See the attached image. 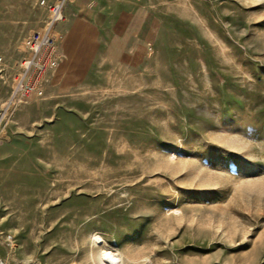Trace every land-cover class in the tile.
I'll return each instance as SVG.
<instances>
[{
    "label": "rangeland",
    "instance_id": "1",
    "mask_svg": "<svg viewBox=\"0 0 264 264\" xmlns=\"http://www.w3.org/2000/svg\"><path fill=\"white\" fill-rule=\"evenodd\" d=\"M42 1L0 0V264H264V0Z\"/></svg>",
    "mask_w": 264,
    "mask_h": 264
},
{
    "label": "bare ground",
    "instance_id": "2",
    "mask_svg": "<svg viewBox=\"0 0 264 264\" xmlns=\"http://www.w3.org/2000/svg\"><path fill=\"white\" fill-rule=\"evenodd\" d=\"M48 36L49 32L48 34L44 35V39ZM95 240L97 242H101L102 237L95 236ZM99 257L101 264H123V259L120 257V255L115 254L114 250L110 249L109 247H105L104 250L100 253Z\"/></svg>",
    "mask_w": 264,
    "mask_h": 264
},
{
    "label": "crops",
    "instance_id": "3",
    "mask_svg": "<svg viewBox=\"0 0 264 264\" xmlns=\"http://www.w3.org/2000/svg\"><path fill=\"white\" fill-rule=\"evenodd\" d=\"M91 1L92 0H80L79 3H77L78 7L82 8V10H85L86 8L88 9V14L90 19L93 17H95L96 21H100L101 24L100 26H102L103 24V19H106L105 15L102 13L101 10L96 11L97 13L94 14V10H91ZM90 10V11H89ZM78 27V26H76Z\"/></svg>",
    "mask_w": 264,
    "mask_h": 264
},
{
    "label": "built area",
    "instance_id": "4",
    "mask_svg": "<svg viewBox=\"0 0 264 264\" xmlns=\"http://www.w3.org/2000/svg\"><path fill=\"white\" fill-rule=\"evenodd\" d=\"M42 3H45V1L43 0ZM57 8V7H56ZM37 43L33 46V50L34 52H38V50L41 48V44L43 43V40H40L39 38L36 40Z\"/></svg>",
    "mask_w": 264,
    "mask_h": 264
}]
</instances>
